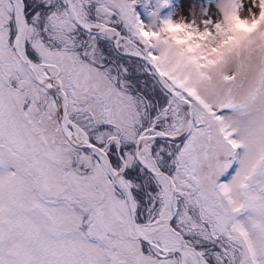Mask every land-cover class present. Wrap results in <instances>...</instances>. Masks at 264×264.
I'll use <instances>...</instances> for the list:
<instances>
[{
	"label": "snow or ice",
	"instance_id": "6c2138e0",
	"mask_svg": "<svg viewBox=\"0 0 264 264\" xmlns=\"http://www.w3.org/2000/svg\"><path fill=\"white\" fill-rule=\"evenodd\" d=\"M0 264H264V0H0Z\"/></svg>",
	"mask_w": 264,
	"mask_h": 264
}]
</instances>
